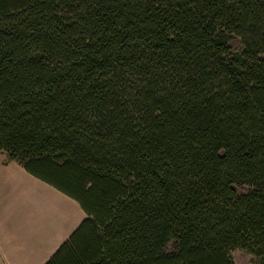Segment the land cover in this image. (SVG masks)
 <instances>
[{"label": "trees", "instance_id": "1", "mask_svg": "<svg viewBox=\"0 0 264 264\" xmlns=\"http://www.w3.org/2000/svg\"><path fill=\"white\" fill-rule=\"evenodd\" d=\"M0 152L85 215L44 264H264V0H0Z\"/></svg>", "mask_w": 264, "mask_h": 264}, {"label": "crops", "instance_id": "2", "mask_svg": "<svg viewBox=\"0 0 264 264\" xmlns=\"http://www.w3.org/2000/svg\"><path fill=\"white\" fill-rule=\"evenodd\" d=\"M50 193L68 205L73 203L72 198L33 177L6 155L0 161V264H44L59 247L56 238L36 236L28 222L34 205L38 206L37 221L41 220V203ZM13 219L14 227H8L5 221ZM67 220L72 224L71 216Z\"/></svg>", "mask_w": 264, "mask_h": 264}, {"label": "rangeland", "instance_id": "3", "mask_svg": "<svg viewBox=\"0 0 264 264\" xmlns=\"http://www.w3.org/2000/svg\"><path fill=\"white\" fill-rule=\"evenodd\" d=\"M2 159H5V155L0 152V161H2ZM72 201L73 203H71L73 206L68 205L67 202L62 201V199L58 197H54L50 193L41 203L43 214L39 222L36 216L38 206L34 205L31 207L32 214L30 211L29 216H32V219L30 218L28 222L33 224L36 236L40 234L42 238H56L57 244L63 243L85 216L79 204L75 200ZM67 216L72 217V224L70 225ZM5 222H7L8 227H14V219ZM231 257L234 264H257L256 259L244 250L236 249L231 251Z\"/></svg>", "mask_w": 264, "mask_h": 264}]
</instances>
